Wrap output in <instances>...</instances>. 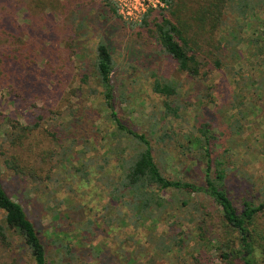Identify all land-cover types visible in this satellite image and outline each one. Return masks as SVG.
<instances>
[{
    "label": "rangeland",
    "instance_id": "374dc122",
    "mask_svg": "<svg viewBox=\"0 0 264 264\" xmlns=\"http://www.w3.org/2000/svg\"><path fill=\"white\" fill-rule=\"evenodd\" d=\"M106 1L116 8V15ZM177 2L181 17L192 24L189 35L198 44L202 65L198 77L179 69L140 28L148 10L152 16L172 17L161 9L164 4L135 17L122 14L113 0H42L41 10L35 3L29 7L34 17L35 10L43 13L37 24L31 19L19 23L26 24L25 39L39 43L53 66L67 67L60 77L49 73L38 91L25 93L32 97L21 112L6 101L10 99L6 89L0 90V148L33 172L15 174L3 163L2 182L36 223L47 246L48 264H194L198 253L207 257L199 264H241L222 260L214 241L205 245L200 239L197 225L204 218L200 202L211 209L207 224L213 231L221 228L218 206L203 193L165 190L166 206L154 210V220H136L127 206L111 200L97 180L96 163L115 175L116 152L126 155L114 148L116 138L109 136L114 123L107 118L92 70L96 43L104 39L114 61L111 80L117 115L146 134L160 171L171 179L202 183L205 143L199 127L206 123L211 175L217 168L224 170V186L238 210L244 200L264 201V0H226L222 19L213 29L194 20L195 0ZM24 12L19 13L20 21ZM233 31H240L241 38L233 39ZM17 68L11 66L2 81L13 85L26 81L19 80L23 75ZM154 70L180 84L178 96L165 98L152 91L149 73ZM60 78L62 83L53 87L52 81ZM44 96L48 111L41 109ZM165 101L183 103L177 117L163 113ZM241 112L240 130H233V118ZM83 141L88 147L85 154ZM119 144L127 152L136 145L126 139ZM60 154L67 160L61 161ZM180 231L186 236L182 251L170 241ZM90 244L102 249L98 259L91 253L89 258ZM13 255L17 264H33L22 250L1 248L0 264H10ZM126 257L134 261L127 262Z\"/></svg>",
    "mask_w": 264,
    "mask_h": 264
},
{
    "label": "trees",
    "instance_id": "16d2710c",
    "mask_svg": "<svg viewBox=\"0 0 264 264\" xmlns=\"http://www.w3.org/2000/svg\"><path fill=\"white\" fill-rule=\"evenodd\" d=\"M161 1L164 4L161 9L170 13L172 17H168L165 13L152 16L151 11L148 10L141 18L140 28L157 42L163 53L176 61L179 69L192 78L198 77L202 65L197 52L198 44L194 41L193 36L189 35L192 24L181 17L179 13L181 4L177 0ZM195 2L198 6L195 9L196 16H193L194 20L202 25L207 22L210 29L215 28L222 19L226 0H195ZM32 3H35V7L39 10L44 7L42 0H0V90L6 89L7 95L10 97L6 101L10 103L14 111L20 112L30 105L28 101L32 96L25 95V93H31L33 89L38 91L40 86L45 84L41 81L46 80L49 73L52 72L59 76L67 71L65 65L53 66L47 56H44L43 47L39 43L29 40L31 37L25 39L27 32L23 30V27H26V24L20 25L19 23H26L28 19H31L30 22L37 24V19L43 16L42 11L38 10L34 12L35 17L30 13L29 7ZM106 4L116 15V8L108 1ZM183 6H186L185 3ZM187 9L185 8L183 11L185 12ZM21 11H25V16L20 21L19 13ZM189 19L193 20L192 17ZM240 35V31H233V39L241 38ZM261 36L264 39V26ZM11 66H17V72L19 75H23V78L19 80L26 81H21L17 85L3 82L2 80H6ZM113 66L112 52L107 41L99 39L95 46L92 70L95 81L100 87L107 118L114 123L113 130L108 127L109 136L116 138L114 148L126 154L116 152L118 157L115 169L118 172L115 175L104 172V164L96 163L95 169L97 172L99 171L97 180L100 181L103 190L108 193L112 201L127 206L132 211L131 217L136 220H141L144 217L154 220L151 216L154 210L160 211L166 206L165 190L188 189L195 193H203L218 206L221 227L219 231L212 230V226L208 225L206 220L211 214V209L204 202H200L199 206L203 211L204 218L197 226L199 237L205 242V245L214 241V245H217L218 255L222 260L233 263L240 261L241 264H260L261 261L264 264V201L256 204L244 200L242 207L238 210L224 186V170L217 168L214 175H211L212 159L207 147L210 137L207 124L201 123L199 127L205 143L201 146V155L205 160L202 183L196 184L166 177L154 160L152 146L146 134L126 125L117 115L114 104V86L111 80ZM149 76L151 78L150 86L155 94L165 98L179 95V83L155 70L150 71ZM60 83H62L61 78L52 81V86L56 88ZM71 93L73 90L68 93L69 96ZM42 100L43 107L41 109L48 111V107H45L47 104L45 96ZM183 107L182 102L165 101L163 113L167 116L177 117ZM70 109L71 106L68 113L75 117L74 111ZM242 116L241 112L239 116L233 118L231 126L233 130H240ZM76 118H73L72 124L74 125L78 123ZM67 129H70V126ZM51 133L53 134V132ZM78 139L75 138L80 144ZM123 139L136 143L131 152H127L126 148H122L119 144V141ZM200 140L199 138L197 142ZM82 145L85 151L81 152L85 154L88 147L84 141ZM66 153L68 155V152H63V154ZM57 156H60L61 161L67 160L66 156H61V154ZM3 163L15 174L32 175L33 173L30 169L26 170L27 166L22 164L16 156L6 157L0 148V248L3 252L12 251L13 253L20 249L27 254L33 264H48L47 246L40 237L36 223L28 216L21 203L9 195L3 185ZM219 164L217 160L216 165ZM185 239L186 236L183 232L175 233L170 238L172 247L182 251L185 247ZM52 243L56 242L52 241ZM169 244L164 243V246L168 248ZM90 245L91 249L88 248L89 258L91 253L95 259H98L102 249L100 247L96 249L93 244ZM91 250L93 251L90 252ZM67 251L70 252V248ZM14 255L11 257L10 264H17ZM196 255L192 258L194 264H199L207 258L203 253ZM125 260L127 262L134 261V258L126 257ZM107 261L108 259H105V263Z\"/></svg>",
    "mask_w": 264,
    "mask_h": 264
},
{
    "label": "built area",
    "instance_id": "2783aa9c",
    "mask_svg": "<svg viewBox=\"0 0 264 264\" xmlns=\"http://www.w3.org/2000/svg\"><path fill=\"white\" fill-rule=\"evenodd\" d=\"M120 8L122 14L137 17L150 8L163 4L161 0H113Z\"/></svg>",
    "mask_w": 264,
    "mask_h": 264
}]
</instances>
